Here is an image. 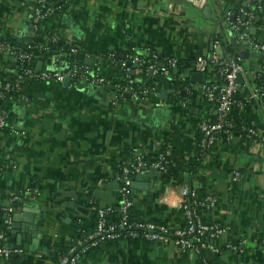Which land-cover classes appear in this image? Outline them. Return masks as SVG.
Masks as SVG:
<instances>
[{
  "label": "crops",
  "instance_id": "crops-1",
  "mask_svg": "<svg viewBox=\"0 0 264 264\" xmlns=\"http://www.w3.org/2000/svg\"><path fill=\"white\" fill-rule=\"evenodd\" d=\"M258 1L69 0L45 21L46 34L75 46L78 55L73 58L101 77L134 75L145 82L148 74L129 59L130 54L145 51L155 54L163 65L168 59L177 63L160 73L163 83L150 78L154 89L143 99L120 95V87L111 84H89L69 76L60 82H26L5 101L7 125L0 130V227L5 208L11 207L7 243L17 245L9 240L12 224L24 229L28 221L38 226L33 236L39 242L30 250V241L22 240L17 246L23 252L0 264H53L54 256L76 237L74 219L90 225L91 194L97 206L117 205L116 176L136 153L151 161L163 154L170 162L165 174L149 167L134 176L147 184V188H133L139 218L171 228L183 225L181 209L160 200L167 187L193 188L200 199L215 196V206L198 207L196 215L203 222L229 226L215 240L217 263L264 264V100L243 103L228 114L239 129L255 126L258 137L248 140L240 131L234 132L230 140L221 136L202 150L198 123L212 120L214 108L201 99V82L191 80L198 59L242 52L239 91L247 94V82L263 64L250 41L264 43V20H255L264 17V9L255 16L250 26L255 30L251 33L249 28L247 40L235 38L226 15ZM49 2L64 5L63 0ZM34 4L35 0H0V38L20 44L31 41L36 34L31 24ZM71 58L67 51L54 50L38 60L36 68L41 63V69L66 72ZM17 69L8 50L0 52V80H9ZM187 77L195 94L190 93L185 104L176 102L171 84ZM207 77L211 73L203 74V79ZM162 88L169 90L164 98L158 94ZM233 170L241 175L232 183ZM15 195L18 199L12 200ZM17 216L19 220L14 221ZM229 243L241 248L231 250ZM207 255L180 252L172 242L107 241L89 250L79 264H213Z\"/></svg>",
  "mask_w": 264,
  "mask_h": 264
},
{
  "label": "built area",
  "instance_id": "built-area-1",
  "mask_svg": "<svg viewBox=\"0 0 264 264\" xmlns=\"http://www.w3.org/2000/svg\"><path fill=\"white\" fill-rule=\"evenodd\" d=\"M109 1V0H108ZM264 9V0H259L251 7H239L236 14L227 12L226 18L229 21L230 28L234 32L237 40L250 39L249 28L252 25L255 16L260 10ZM54 13V7L49 0H35L31 16V24L34 32L41 28L45 22ZM230 14L232 20L229 19ZM44 39L48 38L49 42L55 41L46 33L42 34ZM252 47L257 50L263 57V64L254 71L252 82H247V94L244 100L236 97L241 88L237 77L244 72L242 57L238 54L226 57H212L210 60L198 59L194 65V70L200 73H211L212 77H207L199 85V95L201 99L212 105L214 108V117L212 120H201L198 123L199 139L198 144L202 150L208 149L212 144L217 142L221 136L230 140L234 133L235 124L228 118L232 108H239L243 103L258 100H264V80L257 83L255 78L264 77V43L250 41ZM32 42H26V49L32 48ZM39 48L47 49V46L39 45ZM7 49L13 58L19 62L23 68L17 69L14 79L10 83H0V130L7 125V110L5 101V91H14L18 93L21 88V82L27 79L33 81H56L60 82L67 74L72 78H78L86 83L95 85H107L105 77L93 73L88 65H84L79 60H73L66 72H59L53 69L34 70L30 66L32 52L19 47L0 42V50ZM62 50V49H60ZM68 52L71 55H78V49L75 46H69ZM129 59L136 62L143 71L148 74L164 73L169 67L176 66L175 59H168L165 65L157 62L158 57L153 54L152 59L140 57L136 54H130ZM152 60V61H151ZM25 65V66H23ZM143 66V67H142ZM127 80L120 86V95L130 94L136 99H143L145 95L154 88H142L136 91L134 85L135 79L126 75ZM187 89V88H186ZM189 90V88H188ZM14 133L24 134L23 130H11ZM239 131L248 140H253L259 136V130L253 125H242ZM169 159L159 154L156 160L148 163L142 153H136L128 160L117 174L119 189L118 203L116 206H97L96 220L91 230L81 229L79 235L69 243L66 249L57 254V264H79L81 259L89 250L97 247L107 241H128L131 239H144L155 244H167L172 242L180 252H193L201 254L206 251L211 254L217 253L219 247L216 245L217 240L222 234L226 233L229 226L217 222H203L196 215V208H213L216 204L215 196H207L200 199L196 190L187 186L167 187L160 194V200L172 207H177L183 212L184 223L181 226L171 228L165 223L153 221L135 220L129 217V209L133 205V178L143 170L152 167L159 174H165L169 167ZM238 170H233L230 177L231 182H235L240 177ZM105 181L100 179L99 182ZM18 196L12 197L17 200ZM5 215L2 217L4 229H0V261L8 260L18 256L23 249L17 245L7 243V232L11 225L12 208H5ZM116 213V219H110L111 214ZM227 247L231 250L238 251L240 244L229 243Z\"/></svg>",
  "mask_w": 264,
  "mask_h": 264
},
{
  "label": "trees",
  "instance_id": "trees-1",
  "mask_svg": "<svg viewBox=\"0 0 264 264\" xmlns=\"http://www.w3.org/2000/svg\"><path fill=\"white\" fill-rule=\"evenodd\" d=\"M63 1L64 2H62V3H64V5L63 4H59L57 6H55V5L53 6L52 5L54 7V12L60 11V10H62V9H64L66 7V5L69 2V0H63ZM45 30H46L45 22H43L42 25H41V28L38 31H36L35 36L31 40L32 48H27L26 49V43H22V44L16 43L12 39L9 40V39L0 38V42L5 43V44H9V45L14 46V47H19V48H22V49L27 50V51H31L32 52V57H31V60H30L29 63H30V66L34 70H36V64H37L38 60L46 59L47 57H49L51 55V53L54 50L62 49L64 51L68 52V49H69V46L65 45L64 43H61V42H58V41L49 42L48 38L44 39L42 37V34L46 33ZM39 45L47 46V49L39 48L38 47ZM3 50H5V49L0 50V52H3ZM152 55L153 54L150 51H145L144 55H138V56L147 57V58H151L152 59ZM71 56H72L71 61L75 60L73 58V55H71ZM15 62H16L18 70H21L23 67L21 65H19L18 61L15 60ZM157 62H160V60H158ZM23 66H25V65H23ZM129 77L131 79H134V75H129ZM13 79H14V77H11L9 80H0V83H3V84L4 83H10V82L13 81ZM106 80L108 81V84L113 85L115 88H119L120 86H122L127 81L126 79H119V78H117V77H115L113 75H108L106 77ZM254 80H255V82L259 83L262 80H264V77L263 76H259V77H256ZM29 81H33V80H30V79L24 80V81L21 82V85H23L24 83L29 82ZM134 85L136 87L135 88L136 91L139 92L142 88H151V87H153L154 84H153L152 79H150V77H148V79L145 82L135 80ZM189 85H190V82H189L188 77L185 78L184 80H174L172 82L171 87L174 89V100L176 102H182L183 104H185V102L187 100V96L190 93H192L193 96H194L195 93L192 90H190V89L188 90ZM16 95H17V93L12 91V90L11 91H5V97L6 98H11V97H14ZM236 97L238 99H240V100H244L245 99V94H243L240 91H238L237 94H236ZM5 127L3 129H5ZM234 132H239V127L237 125L234 128ZM144 159L148 163H152L153 162L151 160L146 159L145 157H144ZM192 164L196 165L197 162L193 161ZM95 202H96V199H94V197L91 194L90 197H89V200H88V205H90L92 207V215H91L90 225L87 226L85 224H82L77 218L74 219V231H75L76 237L79 235L81 229L91 230V228L93 227V224L95 223V219H96V213H97V205H96ZM1 215H2V212L0 211V217H1ZM129 217L132 218V219H135V220H140L141 219V218H139L137 216L134 204L129 209ZM116 218H117L116 217V213L111 214L110 219H116ZM0 229H4L3 226L0 227ZM127 242L132 243L134 245H136V244L140 245V243L147 245L148 243H152L150 241H146V240L140 239V238L131 239V240H128ZM67 245H66V247H67ZM66 247H65V249H66ZM217 253L211 254L209 252L207 253L206 251H203V252H201L200 255H202V256L205 255L206 256L208 254L207 257H209V262L213 263V264H218L217 263L218 261H216ZM53 264H57V258H55V256H54V259H53Z\"/></svg>",
  "mask_w": 264,
  "mask_h": 264
},
{
  "label": "water",
  "instance_id": "water-1",
  "mask_svg": "<svg viewBox=\"0 0 264 264\" xmlns=\"http://www.w3.org/2000/svg\"><path fill=\"white\" fill-rule=\"evenodd\" d=\"M255 20H264V17L256 16ZM254 30H255V28L252 26L250 28V32L254 33ZM259 41H261V38H259ZM239 55L243 58L242 52H240ZM228 56L229 55H225L226 58ZM40 65H41V63L38 64V67L36 68V71H40L41 70ZM148 76L150 78L160 82V83H163L164 79H165L163 74H160V73L153 74L151 71L148 73ZM68 79H69V76H65L63 80L67 81ZM191 80H193L195 82H202L203 81V74L200 73V72H194V73L191 74ZM237 80H238L240 85L243 84V80H242L240 75H238ZM241 91H243V88L241 89ZM167 92H169V90H167L165 88L160 89L159 93H158L159 97L160 98H164ZM125 95L127 97H130V94H125ZM150 170L153 171V168H151ZM139 181H141V179L139 177L133 178L132 186H133L134 189H136V188H147V184L145 182L143 184H140ZM70 202L72 203L71 205L74 204L73 201H70ZM17 220H19L18 216L14 217V221H17ZM30 225H34V224H32L31 222L28 221V224H26V228L21 229L20 225L17 226V224L13 223L12 224V228L13 229L11 230V238L9 240L12 241V242L15 240L17 245H19L22 240H28V241H30L29 249L30 250H35L37 248L39 239L34 237L33 234L39 228H38V226H30ZM17 229H20V230H17Z\"/></svg>",
  "mask_w": 264,
  "mask_h": 264
}]
</instances>
